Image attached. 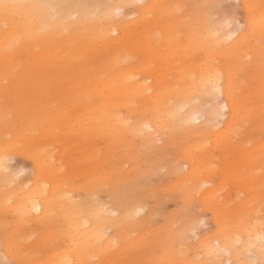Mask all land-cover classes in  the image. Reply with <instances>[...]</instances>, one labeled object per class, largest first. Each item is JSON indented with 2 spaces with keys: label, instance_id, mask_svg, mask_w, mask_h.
<instances>
[{
  "label": "bare ground",
  "instance_id": "6f19581e",
  "mask_svg": "<svg viewBox=\"0 0 264 264\" xmlns=\"http://www.w3.org/2000/svg\"><path fill=\"white\" fill-rule=\"evenodd\" d=\"M215 1L0 0V92L19 94L0 101V264H96L97 254L121 264L117 244L143 264H203L199 253L223 264V251L264 264V0H240L235 30L234 15L213 17ZM53 102L54 116L44 110ZM79 110L80 140L69 142ZM72 147L80 184L66 171ZM13 155L32 160L23 181ZM159 160L167 179L157 184L190 207L188 221L169 213L152 227L156 204L139 215ZM105 185L108 202L93 199ZM200 209L215 229L191 244Z\"/></svg>",
  "mask_w": 264,
  "mask_h": 264
},
{
  "label": "rangeland",
  "instance_id": "374dc122",
  "mask_svg": "<svg viewBox=\"0 0 264 264\" xmlns=\"http://www.w3.org/2000/svg\"><path fill=\"white\" fill-rule=\"evenodd\" d=\"M97 1L103 2V0H97ZM240 5H241L240 0H216L213 8H214V10L216 8L217 12L215 14V12L213 10V12H212L213 17L220 16V18L221 17L222 18H229L230 16L234 15V19L229 24V28L232 30L234 29V27L238 28L240 26L239 28H242V26H244V20H243L242 14H240L242 12L240 10V8H241ZM35 79H36V83L39 84L42 80V76H38ZM25 85L28 86L29 84H25ZM25 89L26 88L22 89V91H25V92L23 93L21 100H24L25 97L28 98L27 96H30L29 92L26 94L27 90H25ZM74 94L75 93H73L72 91H69V90L65 91V95L70 96L71 99H73L75 101H81L82 100L81 96L80 97H79V95L74 96ZM18 95L19 94L17 93V90L7 89L6 91L0 92V101H2L4 99H10L12 97H18ZM50 97L52 100H54V98H59L58 94L57 93L54 94V92L50 93ZM44 110L47 111L50 115L54 116L55 115L54 102L51 105L47 106L46 109H44ZM226 114H227V108L222 107V114L220 116H218L217 118H215V120H214L216 127H220L222 125V121L226 118ZM7 117H14V114H8ZM197 117H198L197 124H200V122L203 121L207 117V114L205 111H201L197 115ZM82 118H83V110H79L77 113H74V116L71 119V121H72L71 122L72 127L70 129L71 131L66 135V138L69 142H75V141L80 140V135H79L77 128H78V124L80 123ZM58 132H60V131H58ZM157 142H158V144L162 143L161 140H159ZM97 147H99V145H97ZM59 149H60L59 145H54V146L49 147V151L54 153V156H58V152L60 151ZM101 150L103 151V149H101ZM61 152H60V154H61ZM74 152H75V149H74V147H72L71 153L67 157L68 161L66 163V168H67L66 171L71 173L77 179L76 182L78 184H80L84 179V174L80 170V167L78 166V164L74 162V158H75V156H77L74 154ZM220 158H221V154L217 153L216 155L213 154L211 160L210 161L208 160V161L212 164V166H214L215 169H218L217 167L222 164ZM59 162H60L59 158L54 159V163H59ZM31 164H32L31 159L26 158L24 156H20V155L9 156V159H8V168H9V170L14 172L16 181H23L25 178H27L30 175ZM156 167H159V168L158 169L156 168L154 170V172L152 173V175H150V176L148 175L149 181H147L146 184H147L148 188L151 187V192L148 194V196L145 197L146 204H145L143 210H141V212L139 213V215L145 216L148 213V211L152 208V205L154 206L156 204L152 208V209H154L153 216H152V222L150 223L152 227H159L161 224H164L166 222V220H164L165 217H163V214H164V216H166L170 213V215L172 216V215H176V213H177L176 216H181V219L183 222L186 220L188 221L190 219V218H188V217H190V209H189L190 207L189 206L186 208L181 207L179 199H177L175 197V194L174 195L171 194L172 190L168 189L165 192L160 190V185L157 183L165 182L167 177L166 178L162 177L163 180H161V179L158 180V178H159V176L161 178V175H163L166 172V167L163 166L161 160H159L157 162ZM183 168L186 169L187 165L183 166ZM216 181H217V178H215L214 182H216ZM211 184H212V182H209L207 185H211ZM153 186H155V187H153ZM107 189H108V187L106 185L103 186L102 192L95 194L92 198L96 199V200H100V202H103V203L108 202L109 197L106 195ZM225 193H226L225 189L219 190V192H218L219 198L218 199H225ZM240 194H242V192ZM156 207H157V209H156ZM197 213H199V214H197L196 220L194 222L195 229L190 233V236H189V242L191 244L195 243L199 239V237L202 236L201 234L203 231L208 230L209 232H212L215 229V225H216L213 221L212 213L210 212V210H204L203 211L200 209V210H197ZM171 216H169V217H171ZM143 229L148 230V229H151V227L149 226V227L143 228ZM161 229H163V228H161ZM111 230H112L111 227L106 226L105 233L107 234V236H110L112 234ZM135 235H136V231H133L130 233L131 238L132 237L134 238ZM155 235H160V233H158V232L150 233L148 236V239L153 238ZM116 248L121 253V256H123L121 264H143L141 259L136 258V256H135V254L137 253L136 251H133L130 248L122 247L121 244H117ZM142 248H143V250L150 252L152 249L156 248V244H154V245L144 244L142 246ZM190 254H192V252L190 250L185 251L181 254L176 253L175 258H176V260L180 259L182 261H184L185 259L189 260L190 258H193V256L189 257ZM155 256L157 258V256H158L157 253H155ZM198 256H199L198 259L203 264H211V262H209L206 259V257L203 255V253H199ZM251 256L254 257L253 254H251ZM93 259L95 260L96 264H103V262H108V259L105 256L100 255V254L95 255L93 257ZM1 261L4 264H10L9 258L5 257L4 255L2 256ZM222 263L223 264H234V261L230 255V253H228V252L226 253L224 251L222 252ZM156 264H162V263H156ZM174 264H179V263L174 262ZM189 264H193V263H189ZM254 264H259V262L256 260Z\"/></svg>",
  "mask_w": 264,
  "mask_h": 264
}]
</instances>
